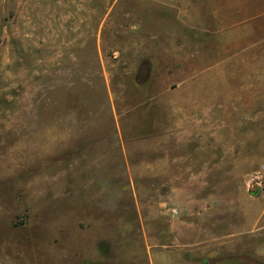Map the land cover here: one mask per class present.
Segmentation results:
<instances>
[{"label": "rangeland", "instance_id": "rangeland-1", "mask_svg": "<svg viewBox=\"0 0 264 264\" xmlns=\"http://www.w3.org/2000/svg\"><path fill=\"white\" fill-rule=\"evenodd\" d=\"M263 212L264 0H0V264Z\"/></svg>", "mask_w": 264, "mask_h": 264}, {"label": "crops", "instance_id": "crops-1", "mask_svg": "<svg viewBox=\"0 0 264 264\" xmlns=\"http://www.w3.org/2000/svg\"><path fill=\"white\" fill-rule=\"evenodd\" d=\"M90 238L92 244L79 253L78 264H264V212L245 215L244 227L232 230L231 240L218 242L219 249L206 248L202 225L187 221L172 223L167 234L148 236L145 259L139 255L126 258L113 249L116 246L110 249L112 245L106 243L110 238L115 242L116 236L95 234ZM61 241L60 236L54 238L56 244Z\"/></svg>", "mask_w": 264, "mask_h": 264}, {"label": "built area", "instance_id": "built-area-1", "mask_svg": "<svg viewBox=\"0 0 264 264\" xmlns=\"http://www.w3.org/2000/svg\"><path fill=\"white\" fill-rule=\"evenodd\" d=\"M171 212H172L173 214H178V209H177V208H172V209H171Z\"/></svg>", "mask_w": 264, "mask_h": 264}, {"label": "water", "instance_id": "water-1", "mask_svg": "<svg viewBox=\"0 0 264 264\" xmlns=\"http://www.w3.org/2000/svg\"><path fill=\"white\" fill-rule=\"evenodd\" d=\"M256 194H258V191H256Z\"/></svg>", "mask_w": 264, "mask_h": 264}]
</instances>
